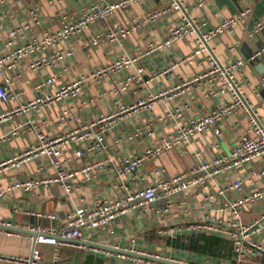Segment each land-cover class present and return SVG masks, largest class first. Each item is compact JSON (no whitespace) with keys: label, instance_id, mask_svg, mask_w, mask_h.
I'll return each mask as SVG.
<instances>
[{"label":"built area","instance_id":"2783aa9c","mask_svg":"<svg viewBox=\"0 0 264 264\" xmlns=\"http://www.w3.org/2000/svg\"><path fill=\"white\" fill-rule=\"evenodd\" d=\"M146 1L81 0V4L73 10L59 8L51 19V22L57 23V29L48 31L41 24L44 17L43 6L39 2L34 1L35 3L29 4L27 0H0V22L8 21L9 17L18 18L15 26L6 28L0 34V103L6 104L12 99V86L22 80L25 73H38L41 70L50 72L44 79L32 82L34 99L14 110L0 113V123L13 115H26L53 103L76 100L83 95L89 80L101 81L105 77L122 73L135 67L139 58L170 48L175 42L189 37L194 39L195 47L192 56L181 62L191 61L204 55L208 67L202 75L171 90L161 91L130 105H119L117 110L89 123L81 124L68 133L47 135L39 131L33 122L27 120L26 125H29L30 131L35 135V143L1 162L0 171L17 170L30 161L43 159L53 171V175L17 182L11 187L12 189L21 188L27 191L58 184L66 195H69L74 182L92 183L97 170L113 172L120 181L117 182L115 187L117 192L111 200L101 199L94 205L71 208L61 225L56 224L57 219L54 215H47L46 217L51 221L55 220L54 225L27 227V230L37 234L35 238L30 237L32 244L30 257L2 258V260L13 264H37L40 258L37 245H50L55 251L69 243L80 248L83 245L76 243L86 241L85 234L91 238L88 242L97 244L96 239L100 233L107 231L114 222L129 215L145 218L148 209L153 205H160L164 215H169L174 209H182L183 194L189 191L195 196L204 195L207 202L203 208L206 211L201 218L186 227L190 234H215L229 241L232 244L235 264H253L260 255L264 256V207L257 220L245 223L240 219L243 208L264 203V117L244 93V84L236 78V73L246 65L264 60V44L247 59L237 60L231 64H222L210 46L213 39L228 32L247 17L250 9L244 8L222 19L216 26H209L205 22H198L191 15L194 8H202L207 0H198L192 8L184 0H162L159 7L147 12L140 20L128 18L124 26L112 25L108 22L117 12L125 11L128 14L131 6ZM68 2L69 0H49L48 4L63 6ZM19 4L23 5L24 13L20 14V17H15L17 12L14 8ZM172 12L180 14L179 23L171 29L163 41L149 46L145 52L135 55L123 53L88 75H80L70 81L61 79L62 73L66 71L64 67L75 55L72 48H64L63 45L77 37H83L88 28L100 25V29L92 32L86 40L89 47L95 48L126 41L137 29L146 24H153ZM262 27H264V18L257 23L255 29L260 30ZM135 68L136 73L128 76L116 93L126 91L128 87L142 82L143 68ZM262 76L264 77V74ZM201 80L209 84L219 81L220 87L212 95L226 94L228 100L209 112L189 117L183 122L184 114L190 106L184 104L168 112L165 119L173 124V133L154 148L147 149L141 155L127 157L117 165L102 159L85 165L71 166L69 158L63 159L65 150L72 144L78 145L72 159H80L86 152H99L104 147L105 134L118 123L141 111H150L157 101L178 97L189 86L199 85ZM53 86L57 87L52 92ZM43 91L49 93L42 95ZM68 113L67 109L62 110L60 119L65 120ZM228 116L235 119L236 128H241L240 134L227 154H215L208 159L207 154L218 147L215 140L220 139L221 136L217 125ZM242 121L246 123V127L242 126ZM140 131L143 130H138L135 135H139ZM17 133V129L12 130L3 138L16 137ZM204 133L212 135L213 145L194 152L196 162L189 170L169 178L155 180L150 186L136 189H129L125 181L121 180L127 175L131 176L132 180L140 179L141 174L138 169L144 162L157 158L172 148L189 146L197 135ZM147 135L150 136L151 131L147 130ZM234 172H238L239 175L225 181L224 178L230 177ZM221 178H223L222 182H220ZM245 186L249 188L248 192L244 190ZM179 231L169 229L167 232L171 234ZM6 232L17 234L9 230ZM167 232L163 233L167 234ZM109 247L120 249L116 246ZM127 250L185 264H209L204 260L198 263L195 260L184 261L165 258L163 255H154L150 252ZM58 262V256H54L53 264Z\"/></svg>","mask_w":264,"mask_h":264},{"label":"crops","instance_id":"0c3cea01","mask_svg":"<svg viewBox=\"0 0 264 264\" xmlns=\"http://www.w3.org/2000/svg\"><path fill=\"white\" fill-rule=\"evenodd\" d=\"M39 2L43 6L44 29L54 31L57 23L51 22L53 15L59 8L65 7L73 10L81 4V0H69L63 6L49 5V0H27L29 4ZM87 1V0H86ZM192 8L198 0H184ZM162 0H147L143 4H134L130 12H117L108 22L112 25L124 26L125 21L140 20L144 15L160 6ZM241 9L249 8L250 12L240 23L221 36L216 37L210 43L215 56L222 64H231L237 60H245L264 44V27L256 30L255 26L264 18V0L239 1ZM16 16L24 13V7L19 4L14 8ZM192 17L198 22H205L209 26H216L222 19L231 15L226 7H218L214 1L207 0L202 8H194ZM14 16V15H13ZM180 14L172 12L162 17L153 24H146L133 32L126 41L105 44L91 48L86 40L88 36L100 29V25H94L71 42H66L64 48H72L74 57L64 67L61 79L70 81L80 75H88L110 63L123 53L135 55L145 52L149 46L163 41L171 29L179 23ZM18 18L9 17L8 21L0 22V34L10 27L15 26ZM189 37L165 48L139 58L135 67L143 68L142 82L128 87L126 91L116 93L121 88L120 84L126 78L136 73V68H130L122 73L105 77L101 81L89 80L83 90V95L76 100H65L61 103H53L49 106L26 115H13L0 123V138H3L12 130L18 131L16 137L0 140V163L9 159L14 153L28 145L35 143V135L30 131L27 120L47 135H60L68 133L81 124L89 123L98 117L109 114L118 109L119 105H130L140 99H146L161 91L171 90L184 82L190 81L207 71L205 56L193 58L191 61L181 62L192 56L195 43ZM261 62V61H260ZM250 63L236 73L238 81L244 84L243 91L251 102L258 108L259 114L264 117V77L259 75L255 66L260 63ZM50 72L41 70L38 73H25L22 80L12 86V99L6 103H0V113L14 110L18 106L34 99L32 82L44 79ZM189 86L185 92L176 98L160 100L155 103L150 111H141L137 115L130 116L111 128L104 136V147L99 152H86L80 159H72L75 148L78 145L68 147L63 159H70L71 166L85 165L98 160H108L117 165L123 159L143 154L147 149L154 148L173 133V124L165 117L177 107L190 106L184 114L182 122L187 118L200 113H206L215 106L228 100L226 94L213 96L220 87L219 81L209 84L201 80L199 85ZM57 86L52 87V92ZM49 93L43 91L42 95ZM67 109L65 120L60 119L61 111ZM235 119L232 116L225 117L217 127L220 130V139H217L218 147L213 148L208 159L215 154H227L234 145L241 128L235 127ZM242 126L246 123L242 121ZM146 128V129H145ZM138 130L139 135H135ZM147 130L151 135H147ZM213 137L210 133L197 135L189 146L172 148L160 154L157 158L144 162L138 169L140 179L132 180L131 176H123L122 181L129 189L141 186H150L155 180L169 178L181 172L189 170L195 164L194 152L212 147ZM42 168V170L40 169ZM53 175V171L46 165L43 159L30 161L17 170L0 171V264H13L2 258H29L31 255V235L25 232L27 227H47L54 225L46 216L54 215L56 224H62L66 213L80 205H94L101 199H112L116 194L117 179L113 172L99 171L94 173L92 183L78 184L74 182L72 191L66 195L58 184L40 187L31 190L12 189L17 182L42 179ZM239 175L234 172L230 177ZM223 178L220 179V182ZM120 184V183H119ZM11 188V189H10ZM248 192L249 188L244 189ZM242 191V193L244 192ZM120 195V193H119ZM184 195L181 200L182 209H174L169 215L162 213L160 205H153L148 209L145 218L138 215H129L112 224L105 232L100 233L96 243L85 234L86 241H82V247L67 244L55 251L50 245H37L40 258L37 264H53V257L58 256V264H160L135 257L103 250L97 246H116L120 249H132L139 252H150L165 258L182 259L184 261L195 260L198 263L206 261L209 264H235L233 261L232 244L219 235L199 233L190 234L186 227L201 218L205 213V196H195L192 191ZM264 203L243 208L240 213L242 222L257 220L263 210ZM39 215V216H38ZM4 224V225H2ZM9 227H8V226ZM7 226V227H6ZM4 227V228H2ZM7 228V229H5ZM14 228V229H9ZM169 229H178L179 232L169 234ZM5 230V231H4ZM6 230L17 234H8ZM167 232L164 234L163 232ZM198 235L217 237L227 242L231 249L230 254L219 260L212 257L195 254L188 251L185 246L190 239ZM85 242V243H84ZM80 244V243H76ZM89 246H88V245ZM94 244V246H90ZM96 244V245H95ZM178 245V246H177ZM223 254V253H221ZM253 264H264V256L260 255Z\"/></svg>","mask_w":264,"mask_h":264},{"label":"water","instance_id":"95a60500","mask_svg":"<svg viewBox=\"0 0 264 264\" xmlns=\"http://www.w3.org/2000/svg\"><path fill=\"white\" fill-rule=\"evenodd\" d=\"M239 1L240 0H214V3L218 7H226L231 14H235L236 12L242 10L240 5H239ZM244 1L250 2L251 0H244ZM255 70H256V72L259 75H263L264 74V60H262L260 63H258L255 66ZM2 228H4V227H2ZM5 229H7V228H5ZM9 229H12V228H9ZM24 233L25 234H29V235L33 236L34 238L37 236V234H35L34 232H29L28 233V232L24 231ZM79 243H82V242H79ZM90 246H94V244H90ZM97 247H100L103 250L112 251V252H115V253H118V254L130 256V257H135V258H138V259H143V260H146V261H151V262L160 263V264H185V263H181V262H177V261H173V260H168V259H164V258L150 256V255L132 253V252H130L128 250L116 249V248H112V247L104 246V245L97 246Z\"/></svg>","mask_w":264,"mask_h":264},{"label":"trees","instance_id":"16d2710c","mask_svg":"<svg viewBox=\"0 0 264 264\" xmlns=\"http://www.w3.org/2000/svg\"><path fill=\"white\" fill-rule=\"evenodd\" d=\"M185 248L191 253L209 256L216 261L228 256L231 249L230 245L222 239L205 235H198L194 240L190 239Z\"/></svg>","mask_w":264,"mask_h":264}]
</instances>
